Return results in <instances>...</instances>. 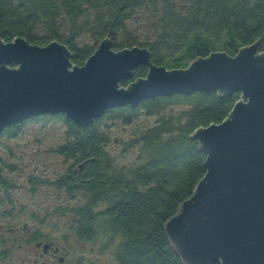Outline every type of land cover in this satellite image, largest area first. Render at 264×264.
Returning a JSON list of instances; mask_svg holds the SVG:
<instances>
[{
    "label": "trees",
    "instance_id": "trees-1",
    "mask_svg": "<svg viewBox=\"0 0 264 264\" xmlns=\"http://www.w3.org/2000/svg\"><path fill=\"white\" fill-rule=\"evenodd\" d=\"M107 36L117 50L149 48L153 63L169 70L216 51L235 56L256 41L264 51V0H0L5 42L59 41L73 52V63L83 65ZM148 69L136 68L132 80ZM241 95L158 96L110 108L86 125L46 113L7 126L0 138L16 137L31 121H63L66 138L54 152L65 168L52 182L76 200L56 210L71 215L69 233L110 256L96 264H183L165 226L207 171V154L192 135L224 121ZM6 169L15 166L0 156V190L7 193L14 183Z\"/></svg>",
    "mask_w": 264,
    "mask_h": 264
},
{
    "label": "water",
    "instance_id": "water-1",
    "mask_svg": "<svg viewBox=\"0 0 264 264\" xmlns=\"http://www.w3.org/2000/svg\"><path fill=\"white\" fill-rule=\"evenodd\" d=\"M67 45L45 46L0 37V133L41 114L64 113L82 125L106 110L143 100L198 91L241 92L221 123L192 137L207 154L206 174L193 195L166 223L183 264H264V51L259 42L232 56L224 51L169 70L152 61L147 47L113 49L104 38L83 65ZM12 63L16 66L10 67ZM141 65L145 77L128 88L123 80Z\"/></svg>",
    "mask_w": 264,
    "mask_h": 264
},
{
    "label": "rangeland",
    "instance_id": "rangeland-1",
    "mask_svg": "<svg viewBox=\"0 0 264 264\" xmlns=\"http://www.w3.org/2000/svg\"><path fill=\"white\" fill-rule=\"evenodd\" d=\"M85 39L88 43L93 42L90 35ZM130 79L131 82L136 80ZM131 82L124 85L122 81L120 86L128 88ZM65 130V124L60 120L31 121L23 126L16 137L0 138V156L4 162L15 166L14 173L10 176L14 186L7 190V195L1 191L0 198L9 196V200L21 208L27 206V202L37 206L33 211L45 216V221L47 220L46 225L43 223L40 227L42 231L48 233L54 241L62 243L75 256H82L85 261L95 264L108 261V254H99L95 251V246L79 242L75 234L69 233L71 215L67 217L56 212L57 209L65 210L76 203L71 195L52 182L65 168L63 158L54 152V148L65 141ZM7 207L6 204L0 203V213H5L4 209Z\"/></svg>",
    "mask_w": 264,
    "mask_h": 264
},
{
    "label": "flooded vegetation",
    "instance_id": "flooded-vegetation-1",
    "mask_svg": "<svg viewBox=\"0 0 264 264\" xmlns=\"http://www.w3.org/2000/svg\"><path fill=\"white\" fill-rule=\"evenodd\" d=\"M4 173L10 177L14 172L6 169ZM0 203L8 206L0 213V264H89L42 231L47 220L33 211L37 206L27 202L21 208L9 196L0 198Z\"/></svg>",
    "mask_w": 264,
    "mask_h": 264
}]
</instances>
